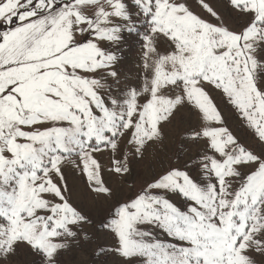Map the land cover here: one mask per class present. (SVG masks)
Returning a JSON list of instances; mask_svg holds the SVG:
<instances>
[{
  "label": "snow or ice",
  "instance_id": "obj_1",
  "mask_svg": "<svg viewBox=\"0 0 264 264\" xmlns=\"http://www.w3.org/2000/svg\"><path fill=\"white\" fill-rule=\"evenodd\" d=\"M0 21V264H264V0H0ZM69 176L112 202L98 221Z\"/></svg>",
  "mask_w": 264,
  "mask_h": 264
},
{
  "label": "rangeland",
  "instance_id": "obj_2",
  "mask_svg": "<svg viewBox=\"0 0 264 264\" xmlns=\"http://www.w3.org/2000/svg\"><path fill=\"white\" fill-rule=\"evenodd\" d=\"M190 4H195V0H189ZM215 5L223 11L224 9V0H214ZM194 10L199 11L198 8H194ZM203 15V13H201ZM234 20H229V23H235ZM12 25H7L4 22L0 21V31H7ZM123 54L126 57L124 63L120 67V70L130 79L135 80L137 73L140 71V57H141V47L139 42L128 39L122 45ZM216 103L220 106L221 110L223 111L226 119L229 122V126L236 131L240 129L238 134H243L244 130L240 128V121L233 115L230 106L226 105L222 98L219 95H214ZM180 125L177 124L175 128H172L171 134L166 140V144L168 145V151L166 156L168 158L173 157V153L176 150V146L181 143L180 141ZM248 142L254 146V142L251 138H248ZM193 153L195 149L193 148ZM98 158L101 159V162L105 165L108 163V153L105 152L102 156ZM169 162L168 159H165V164ZM175 163V160H172ZM149 163L154 166L155 171H159V167L155 165V159L152 156H147L145 161L141 162L136 166V177L135 182L136 186L140 187L143 184V181L150 177L149 172ZM106 180H109L110 186L116 189L117 195L120 197L127 196L129 194L128 186L123 183L121 180L117 178H109L105 176ZM69 183L70 187L74 188V198L73 203L82 206L85 211L89 212L93 216L94 219L97 221L100 217L107 213L111 206V201H105L103 199L99 201H95L91 194L84 195L83 185L80 180L76 177L69 176ZM85 231L89 234L95 236L97 234V229L91 225L85 226ZM100 242L101 243H108L109 241L105 240L103 235H100ZM22 259L25 261L32 259L31 257H23V253H21ZM91 260V249H86L85 252H81L78 249H73L72 252L68 253L62 258V264H87L88 261Z\"/></svg>",
  "mask_w": 264,
  "mask_h": 264
}]
</instances>
